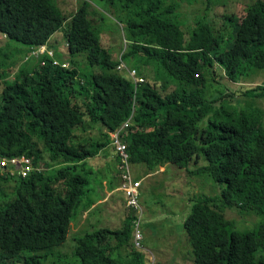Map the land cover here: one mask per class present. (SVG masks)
<instances>
[{"label": "trees", "instance_id": "1", "mask_svg": "<svg viewBox=\"0 0 264 264\" xmlns=\"http://www.w3.org/2000/svg\"><path fill=\"white\" fill-rule=\"evenodd\" d=\"M91 1L68 16L53 0H0V37L29 51L53 50L52 37L62 30L67 54L85 53L92 69L88 80L78 82L74 63L63 68L42 56L43 65L32 71L22 67L14 82L3 80L0 159L25 155L50 167L24 177L0 167V182H13L12 198L0 205V264L141 262L140 255L131 261L114 255L133 237L135 213L122 230L101 228L77 237L73 261L58 256L47 262L50 249L67 241L79 210L97 198L86 161L126 122L130 126L121 139L132 165L150 174L170 164L189 171L194 164L189 172L208 173L223 186L218 199H189L183 225L193 264H264V126L242 115L218 120L222 108L216 106L223 97L200 96L206 72L218 76L220 69L221 78L240 87L238 97L264 98V88L242 83L264 71V0L250 4L244 16H225L222 28L207 23L188 31L174 22L176 5L168 0H99L119 10L130 38L119 60L94 29ZM121 63L145 83L136 89L126 72H117ZM88 126H96L103 143L79 138ZM202 159L206 163L200 165ZM228 209L256 214L261 221L239 231L226 218Z\"/></svg>", "mask_w": 264, "mask_h": 264}, {"label": "rangeland", "instance_id": "2", "mask_svg": "<svg viewBox=\"0 0 264 264\" xmlns=\"http://www.w3.org/2000/svg\"><path fill=\"white\" fill-rule=\"evenodd\" d=\"M84 0H53L66 15H72ZM256 0H168L167 4L176 5V20L174 22L182 24L186 31L194 26H201L207 23H213L216 28H222L224 17L231 16L233 13H239L243 16L247 14L249 5ZM93 14L90 17L96 33L99 35L102 44L109 49L114 59H121L127 46L130 44L126 27L122 24V18L119 10L109 6L108 3L99 0H92ZM239 22V19H238ZM68 23L64 26L66 28ZM64 32L59 31L52 41L56 43L55 59L61 64L74 63L78 70V82H85L91 74V67L86 59V54H76L73 57L67 54L68 46ZM26 46L8 41L0 37V90L3 87V80L14 82L16 75L22 67L32 71L37 66L43 65L42 55L33 56ZM55 52V51H54ZM145 62V60H142ZM134 65V63H133ZM132 65V66H133ZM69 68V67H68ZM132 68V67H128ZM218 76H213L210 71L206 72V87L200 90V96L208 101L223 97L217 104V110L222 108L221 114H216L218 120L224 119L225 115L238 117L239 115L259 119L264 126V98L257 97H238L236 91H240L239 86L233 84L225 78H221L224 73L218 69ZM243 84L250 86H261L264 88V71H256L248 78L242 80ZM247 86V85H246ZM189 93L188 89L181 87ZM242 90H247L242 89ZM227 93L234 95L227 96ZM91 127V126H90ZM89 126L84 133L79 134L80 139L89 138L91 142L103 143L104 139L97 130L96 126ZM81 132V131H80ZM102 132V131H100ZM106 150L101 156H95L88 159L87 165L92 169V178L94 189L97 192H104V183L111 181L113 172L116 170V163L112 159L113 148ZM115 158V157H114ZM202 159L201 164H205ZM39 168L47 169V161H39ZM196 166L192 164L189 171ZM132 174L136 179L143 178V167L132 165ZM145 169V168H144ZM186 169H180L176 165H168L166 173H159L156 177L146 178L140 188V206L139 228L143 235L142 247L137 248L134 242V225L132 236L124 244L121 251L114 255H123L128 261H131L136 255L142 256L139 264H193L194 255L191 244L188 240L183 225L184 219L190 212L189 199L207 195L214 199L221 196L223 186L213 179L208 173H191ZM146 177V176H145ZM119 186V181L115 182ZM13 182H0V205L12 198ZM121 191V190H120ZM114 199L109 202L101 203V197L97 199L96 211L92 215V223H88L86 210L83 207L79 210L77 219L72 223L67 241L57 247L50 249L48 263H53L58 256L67 257L73 261V253L76 249L75 239L87 232L96 231L101 228H108L113 232L122 230L138 216L133 209L126 207L127 199L123 192H116ZM126 200V201H125ZM143 212V213H142ZM142 215V216H141ZM226 218L234 221L239 231H247L255 228L261 221V217L253 213L241 212L238 209L226 210ZM118 240L113 237L111 244L114 246ZM136 249H134V247ZM7 264H13L7 262ZM14 264H24L16 262Z\"/></svg>", "mask_w": 264, "mask_h": 264}, {"label": "built area", "instance_id": "3", "mask_svg": "<svg viewBox=\"0 0 264 264\" xmlns=\"http://www.w3.org/2000/svg\"><path fill=\"white\" fill-rule=\"evenodd\" d=\"M37 56H48L53 59L54 66H62L63 68H68L69 64H61L57 59H55V52L52 49H49L46 46L36 48L32 50L31 55ZM117 72H126L129 78L134 82L135 87L143 85L145 80L138 76V73L135 69L128 68L126 65L121 63L116 69ZM130 126V123H124L118 130L109 134V144L113 148L115 157L118 162V171L121 178L120 190L124 193L125 198L127 199L126 207L128 209H133L137 212L138 216L136 218V223L134 224V242L138 249L142 247L143 235L139 228V214L142 211L140 206V188L142 186V181L136 179L132 174V164L130 162V154L127 149V145L121 139V133L127 130ZM0 167L3 170L9 171L12 173H17L21 176L29 175L33 170H42L39 168L38 164H34L32 159L28 156H13V157H3L0 159ZM3 167V168H2Z\"/></svg>", "mask_w": 264, "mask_h": 264}, {"label": "crops", "instance_id": "4", "mask_svg": "<svg viewBox=\"0 0 264 264\" xmlns=\"http://www.w3.org/2000/svg\"><path fill=\"white\" fill-rule=\"evenodd\" d=\"M55 49H56V47H55ZM55 49H53V50L56 53ZM243 85L250 86L249 84H243ZM110 147H111L110 144H108L105 148L99 150L96 156H101L102 154H104L106 152V150L111 149ZM114 157H115V153L112 151V159L115 162L117 160H116V157L115 158ZM139 166L141 167L142 165H139ZM167 168H168V165L162 166V167H157V168L154 169V171L152 173L146 174L145 169L143 167V169H142L143 170V178H141V179L138 178V179L141 180L142 182H144L146 180V178H151L152 176L156 177L159 173H166ZM113 176L114 177L112 178L111 181H107V183H106V181L104 182L106 184V187L104 186V192L102 194H101V192H100V194H99V192H97V193H95V195L93 197L94 200H95V196H97L96 201H97V199L99 197H101L102 201H101L100 205L101 204L103 205L104 203L109 202L111 199H114L115 198L114 195H115L116 192H122V191H120L121 178H120V173L118 171V164L117 163H116V170L113 172ZM117 181H119V186L118 187L115 186V182H117ZM96 201H94V203L91 205V207L87 208V210H86L87 221L90 224L92 223V221H91L92 215L96 211V207H97L96 204L98 203Z\"/></svg>", "mask_w": 264, "mask_h": 264}, {"label": "bare ground", "instance_id": "5", "mask_svg": "<svg viewBox=\"0 0 264 264\" xmlns=\"http://www.w3.org/2000/svg\"><path fill=\"white\" fill-rule=\"evenodd\" d=\"M143 213V212H142ZM142 216V215H141ZM141 221V220H140ZM140 226V225H139ZM144 240V239H143ZM143 242V241H142ZM143 245V244H142Z\"/></svg>", "mask_w": 264, "mask_h": 264}]
</instances>
